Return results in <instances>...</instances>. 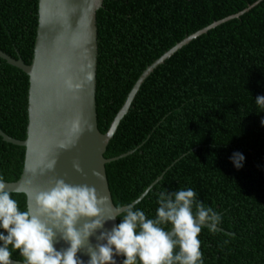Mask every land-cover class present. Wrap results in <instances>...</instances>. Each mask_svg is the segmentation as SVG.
<instances>
[{
	"label": "trees",
	"instance_id": "1",
	"mask_svg": "<svg viewBox=\"0 0 264 264\" xmlns=\"http://www.w3.org/2000/svg\"><path fill=\"white\" fill-rule=\"evenodd\" d=\"M255 1L104 0L98 25L107 129L149 64L191 33ZM37 10L38 0H0V46L25 63L33 56ZM28 84L22 70L0 58V125L19 138L26 136ZM260 96L264 0L192 39L141 84L109 141L111 157L133 150L112 161L120 205L165 171L134 209L153 219L161 193L190 188L221 217L217 226L223 230L203 226L198 237L204 264H264ZM234 153L245 158L240 168ZM23 159L24 151L0 136V179L17 180ZM10 193L26 211L25 195ZM0 233L7 235L2 228ZM12 256L23 258L17 250Z\"/></svg>",
	"mask_w": 264,
	"mask_h": 264
},
{
	"label": "water",
	"instance_id": "2",
	"mask_svg": "<svg viewBox=\"0 0 264 264\" xmlns=\"http://www.w3.org/2000/svg\"><path fill=\"white\" fill-rule=\"evenodd\" d=\"M104 0H38L37 28L33 56L29 63L15 58L0 46V58L22 70L28 76L26 136L19 138L0 125V136L24 151L23 167L17 180L5 181L9 192L23 193L26 209L38 210L36 196L54 186L57 179L72 185L94 186L102 202V216L116 214L117 209L134 206L157 181L163 172L139 197L127 205H120L112 161L125 157L133 150L111 157L109 141L117 130L141 84L164 60L192 39L208 29L248 11L260 0L243 10L231 14L191 33L165 51L139 75L127 97L107 129L102 92L101 60L98 18ZM50 164L54 167L49 168ZM79 164L81 171L75 165ZM100 175L96 176L94 173ZM19 189V191H17ZM121 212L114 220L89 237L95 247L102 232L122 222ZM82 219L77 225L82 227ZM209 227L210 224L205 222ZM217 230H223L217 226ZM168 231H171L168 230ZM56 249L69 244L57 238ZM78 258L88 264L87 248L81 249ZM126 257H114L123 264ZM12 264H24V259L11 257Z\"/></svg>",
	"mask_w": 264,
	"mask_h": 264
},
{
	"label": "clouds",
	"instance_id": "3",
	"mask_svg": "<svg viewBox=\"0 0 264 264\" xmlns=\"http://www.w3.org/2000/svg\"><path fill=\"white\" fill-rule=\"evenodd\" d=\"M256 103L264 107V96L257 97ZM244 159L240 153L232 157L237 168L243 166ZM52 167L54 164L49 165ZM75 167L81 171L79 164ZM196 197L190 188L161 193L153 219L131 205L103 217L99 205L108 201L107 196H98L94 186L57 179L53 187L37 194L36 212L21 211L0 180V228L7 233H0V264H12L13 250L20 252L24 264H84L77 254L85 247L90 255L88 264H117V255L126 257L123 264H204L198 237L205 222L214 233L221 217ZM121 212L122 222L102 232L95 247L89 244V237ZM82 219L86 222L78 228ZM169 223L171 231L162 227ZM58 236L69 247L58 251L54 246Z\"/></svg>",
	"mask_w": 264,
	"mask_h": 264
},
{
	"label": "bare ground",
	"instance_id": "4",
	"mask_svg": "<svg viewBox=\"0 0 264 264\" xmlns=\"http://www.w3.org/2000/svg\"><path fill=\"white\" fill-rule=\"evenodd\" d=\"M189 44V43H188Z\"/></svg>",
	"mask_w": 264,
	"mask_h": 264
}]
</instances>
